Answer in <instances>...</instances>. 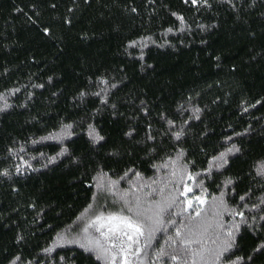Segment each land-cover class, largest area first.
<instances>
[{
  "label": "trees",
  "instance_id": "16d2710c",
  "mask_svg": "<svg viewBox=\"0 0 264 264\" xmlns=\"http://www.w3.org/2000/svg\"><path fill=\"white\" fill-rule=\"evenodd\" d=\"M262 165L264 0H0V264H264Z\"/></svg>",
  "mask_w": 264,
  "mask_h": 264
},
{
  "label": "rangeland",
  "instance_id": "374dc122",
  "mask_svg": "<svg viewBox=\"0 0 264 264\" xmlns=\"http://www.w3.org/2000/svg\"><path fill=\"white\" fill-rule=\"evenodd\" d=\"M107 186L108 184L105 183L100 185L103 189ZM189 200L190 202L197 204H201L203 202L200 198L197 200L190 198ZM143 204L146 203L143 202ZM140 206L142 208L136 212L138 215H136V218H132L130 215H122L118 213H94L89 215L92 209L87 210V212L83 213V215L79 218V226L82 225L79 231L80 233L82 232V235L79 237V240L98 248V253H100L104 264H125V262H127V264H148L143 259V252L148 244L147 234L143 226L145 223L147 224V217L149 215L152 216L155 209L151 208L148 204L142 205V203H140ZM109 216L127 218L130 223L140 228L143 235L133 231L132 229L124 228L123 225H121L120 232L115 235L110 234L108 232V227L110 225L118 224L119 220L109 222L106 219ZM97 217H104L105 219L97 221ZM202 221L203 220H201V222ZM101 225H104V227H101ZM124 233H127V235ZM128 235L132 236V240L128 239ZM71 241L75 242L76 240H70L68 242L70 243ZM66 242L67 241H65V243ZM61 243L63 242L61 241ZM121 244H123L125 249L124 251H121Z\"/></svg>",
  "mask_w": 264,
  "mask_h": 264
},
{
  "label": "snow or ice",
  "instance_id": "6c2138e0",
  "mask_svg": "<svg viewBox=\"0 0 264 264\" xmlns=\"http://www.w3.org/2000/svg\"><path fill=\"white\" fill-rule=\"evenodd\" d=\"M193 2L195 3L196 0H193ZM261 170L264 171V165L261 166ZM189 191H191V189H189ZM102 219H105V218L104 217H97V221H100ZM106 219L109 222L115 221V220H119V223L118 224L110 225L108 227V232L110 234H112V235H115V234H117L118 232L121 231V225H123L124 228L132 229L133 231H135V232L140 233L141 235H143V232H141L140 228H138V227L134 226L132 223H130L127 218H124V217H116V216H109ZM101 227H104V225H101ZM124 234L127 235V233H124ZM102 235H103V233H102ZM128 239L129 240H132V236L131 235H128ZM124 250L125 249L123 247V244H121V251H124ZM47 251H50V249L47 250ZM173 259H175V257H173ZM125 264H127V262H125Z\"/></svg>",
  "mask_w": 264,
  "mask_h": 264
}]
</instances>
